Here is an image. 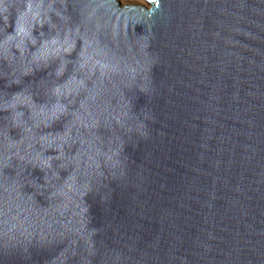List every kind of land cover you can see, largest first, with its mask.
<instances>
[{
    "label": "water",
    "instance_id": "water-1",
    "mask_svg": "<svg viewBox=\"0 0 264 264\" xmlns=\"http://www.w3.org/2000/svg\"><path fill=\"white\" fill-rule=\"evenodd\" d=\"M0 0V264H264V0Z\"/></svg>",
    "mask_w": 264,
    "mask_h": 264
},
{
    "label": "rangeland",
    "instance_id": "rangeland-1",
    "mask_svg": "<svg viewBox=\"0 0 264 264\" xmlns=\"http://www.w3.org/2000/svg\"><path fill=\"white\" fill-rule=\"evenodd\" d=\"M121 4H126V2L124 0H119ZM137 1V4H140V5H145V2L144 0H136Z\"/></svg>",
    "mask_w": 264,
    "mask_h": 264
},
{
    "label": "bare ground",
    "instance_id": "bare-ground-1",
    "mask_svg": "<svg viewBox=\"0 0 264 264\" xmlns=\"http://www.w3.org/2000/svg\"><path fill=\"white\" fill-rule=\"evenodd\" d=\"M126 4H137L136 0H124Z\"/></svg>",
    "mask_w": 264,
    "mask_h": 264
}]
</instances>
